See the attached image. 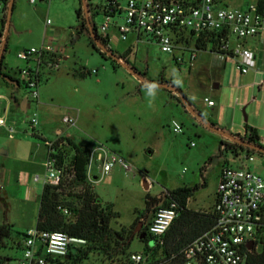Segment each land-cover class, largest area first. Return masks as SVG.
Wrapping results in <instances>:
<instances>
[{
  "label": "rangeland",
  "instance_id": "1",
  "mask_svg": "<svg viewBox=\"0 0 264 264\" xmlns=\"http://www.w3.org/2000/svg\"><path fill=\"white\" fill-rule=\"evenodd\" d=\"M14 0L4 53V63L18 80V73L26 63L17 55L25 49H39L44 41L53 40L60 50L58 66L45 63L38 84V98H30L29 90L20 87L13 91L0 85V94L17 99L28 97L31 108L27 112L13 107L8 109L5 127H0V225L8 224L15 234H25L35 228L42 192L43 166L47 147L60 136H67L86 151L103 145L122 158L128 170L116 165L109 174L100 177L96 163L93 174L99 177L92 188L101 206L111 204L118 213L111 226L118 230L129 228L145 209L146 195L159 196L162 192L181 187L199 186L187 207L193 211L208 212L213 203L219 172L224 166L238 167L245 153L235 156L220 150L225 138L204 127L191 114L186 113L169 93L160 89L154 103L149 106L143 86L121 63L112 57L103 58L88 44L85 31L79 32L80 22L75 10L79 0ZM93 6H103L107 0H90ZM238 0L237 4H241ZM50 24H47V21ZM104 17L90 14V23L99 28ZM121 23V19H117ZM2 30L0 23V31ZM6 28H4L5 32ZM235 38H232L234 41ZM255 50L256 69L264 71V32L261 37L237 41ZM131 49L127 59L138 71H147V77L156 80L159 74L173 79V70L182 80L177 86L203 115L215 122L214 111L221 108L219 124L231 134L243 136L244 125L254 128L258 135L264 129V92L257 86L247 85L264 80V74L250 70L242 75L238 87L229 84V75L235 70L233 63L211 52L210 46L196 53L194 64H177L171 55L162 53L155 44L135 42L132 38L111 47L116 58ZM88 72V73H86ZM81 73H86L82 75ZM263 73V72H262ZM218 80L220 87L215 89ZM249 94V95H248ZM244 105L232 106L234 101ZM205 98L213 101L210 108ZM0 107V116H3ZM64 116L75 121L74 126L63 123ZM37 124L32 127L31 120ZM172 122L182 126L181 133H173ZM218 125V124H217ZM13 127V137L9 128ZM35 133L42 138H34ZM43 140H46L45 143ZM264 148V142L262 144ZM253 173L264 179V157L254 155L245 162ZM39 176V181L33 178ZM144 178L148 181L144 182ZM29 189L32 199H28ZM144 243L134 238L131 252H142ZM0 255L15 258L10 248L0 249ZM90 257L84 264H98Z\"/></svg>",
  "mask_w": 264,
  "mask_h": 264
},
{
  "label": "built area",
  "instance_id": "2",
  "mask_svg": "<svg viewBox=\"0 0 264 264\" xmlns=\"http://www.w3.org/2000/svg\"><path fill=\"white\" fill-rule=\"evenodd\" d=\"M7 0H0V18ZM110 0L106 5L108 15L97 35L106 41L107 49L118 42L132 38L135 42L155 44L162 53L171 55L177 64L186 62L191 67L196 60L197 40H219L220 49L211 51L233 63L240 75L256 68L255 50L238 44L237 41L257 38L264 32V0ZM31 3L33 1L31 0ZM121 19L118 23L117 19ZM50 24V21H47ZM235 38L232 41V38ZM44 41L39 49L22 50L17 57L26 63L20 70L24 77L30 98H38L37 77L45 64L58 66L60 50L52 43ZM207 46L211 44L207 43ZM211 48V47H210ZM51 58V60H50ZM120 60V59H119ZM123 62L122 60H120ZM264 81H260L262 88ZM208 106L214 102L205 98ZM63 123L74 126L75 121L64 116ZM7 112L0 116V127H5ZM36 119L31 120L34 127ZM173 133H181L182 126L172 122ZM10 137L14 129L9 128ZM60 137V133H58ZM264 129L258 138L262 146ZM53 143H48V154L43 164L46 173L42 184L58 186L62 170L57 168L56 159L49 156ZM50 150V151H49ZM254 155L245 154V161L238 167L224 166L221 169L215 193V203L211 210L213 225L194 239L182 252L180 260H151L143 252H131L128 264H246L248 254L257 251L264 235V179L253 173L245 162H252ZM100 177L110 173L116 165L124 170L128 167L124 160L99 145L89 151L86 166V180L92 184L99 177L93 174V165ZM38 182L39 176L33 178ZM167 194V191H166ZM68 214V211H64ZM177 203L159 207L147 224L146 236L162 244L163 238L177 218ZM251 244V248H249ZM86 240L61 231H38L29 229L23 240L19 257L6 264H63L71 249H82Z\"/></svg>",
  "mask_w": 264,
  "mask_h": 264
},
{
  "label": "trees",
  "instance_id": "3",
  "mask_svg": "<svg viewBox=\"0 0 264 264\" xmlns=\"http://www.w3.org/2000/svg\"><path fill=\"white\" fill-rule=\"evenodd\" d=\"M109 1L110 0H107V3ZM8 3L9 0L5 3L0 18L2 27V30L0 31V48L6 25ZM106 4L103 6H93L90 3V0H86L89 20L90 14L93 17L99 14L107 16L108 7ZM75 16L80 22L79 32L85 31L88 35L89 46L103 58H106L105 53H102L100 49L96 47L90 37L81 0H79V7L75 10ZM92 30L101 44L107 47L106 41L97 35L96 27L94 25H92ZM207 43L211 44V51H218L221 47L219 40H216L214 36H212L208 40L199 38L197 40L196 48L199 50H205L208 47ZM6 49L7 44L5 43L3 56L0 62V85L14 90L19 89L20 87L26 89L25 80H18L15 77V73L14 75L11 74V71L5 65L4 53L6 52ZM108 50L112 52L111 49ZM130 51L131 50L128 49L124 52L123 56L118 59L122 60L124 64H127L130 68L136 71L143 79L147 78V71H138L134 66L130 65L127 59ZM18 73L20 74V70H18ZM86 73L81 74L84 75ZM6 77L15 81L16 86L6 81ZM40 80L41 75L37 77L38 84ZM146 80L173 85L171 80L165 79L162 74H159L156 80ZM140 85L144 86L141 83ZM175 87L207 123L213 127L219 128L217 124L213 123L210 119H207L203 113L194 106L183 91L177 86ZM167 92L179 105H181L183 110L188 113L182 105L179 97L170 91ZM12 99L16 101V97L12 96ZM244 128L245 131L243 137L239 135H231L250 145L262 147L258 143V132L246 124L244 125ZM32 136L34 138H42L35 133H32ZM43 141L47 143L46 140ZM48 143H53L51 147L53 153H49V156L56 159L57 168L62 170L63 179L58 186H43L39 199V210L35 228L38 231H61L68 235L86 240L85 247L75 250L74 253L70 252L68 255L69 257L65 258L63 264H84L90 257L97 258L98 260L94 261L98 264H128V256L131 253L130 244L133 240L131 229L136 226L137 223H141L143 226L141 232H145L147 224L151 220L155 210L159 207H168L171 202L177 203L178 216L166 232L162 244L150 240L147 236L144 240H140L144 243L142 252L148 255L151 260H170L172 257L173 260H180L183 250L187 248L194 239L213 225L214 215L211 211L201 212L188 209L187 203L189 199L192 198L194 193L199 189V186H192L167 191V194L165 191L159 196L154 197L146 195L144 212L139 213L136 216L131 226L129 228L121 227L118 230L113 229L111 222L119 216L118 213L112 210L111 204L101 206L93 191L92 184L88 183L86 180V166L89 152L76 145L68 137L60 136L54 142ZM222 149L224 151H230L235 156H237L239 152H243L247 155H259L264 157V155L231 142L228 139H224L220 142V150ZM65 210L68 211V214H64ZM25 236L26 233H18L12 238L11 226L8 224L0 225V249L10 248L17 256H19L23 249V240ZM149 241L153 242L152 246H149ZM16 258L17 257L9 258L0 255V264H6V262L15 260ZM246 264H264V235L259 249L248 254Z\"/></svg>",
  "mask_w": 264,
  "mask_h": 264
},
{
  "label": "water",
  "instance_id": "4",
  "mask_svg": "<svg viewBox=\"0 0 264 264\" xmlns=\"http://www.w3.org/2000/svg\"><path fill=\"white\" fill-rule=\"evenodd\" d=\"M81 2H82V7H83V10H84V17H85L86 22H87V27H88V30H89V34H90V37L93 40L94 44L96 45V47L98 49H100V51L102 53H105L107 56L112 57L113 59H115L119 63H121L123 65V67L132 76H134L141 84L144 85V82H150V81H146L145 79H143L136 71H134L132 68H130L127 64H124L123 62H121L118 58H116L113 55L112 52H110L105 46H103L101 44V42L98 40L96 34L92 30V25H91L90 20H89L88 9H87V6H86V0H81ZM13 3H14V0H9L8 7H7V13H6V25H5L6 30H5V32L3 34V40H2V44H1V48H0V62H1V58L3 56V50H4V46H5L6 39H7L8 29H9V26H10V19H11V15H12ZM5 80L16 86V82L11 80V79H9L8 77H6ZM158 84L160 85V89H164V90H167V91H170V92L176 94L179 97L182 105L185 107L186 111L189 114H191V116H193L204 127H206L207 129L215 132L216 134L228 139L231 142L237 143V144H239L241 146L247 147L249 149H252V150L264 155V148L263 147L250 145V144L244 142L243 140L236 138L235 136L231 135L230 133H228V132H226V131H224L222 129L213 127L209 123H207L194 110V108L192 107L190 102L182 95V93H180V91L175 86L170 85V84H165V83H158ZM141 228H142V224L139 223L137 228H136V232L139 233L138 240H144L146 238V233L145 232H141ZM152 245H153V242L149 241V246H152ZM248 247L251 248V244H249ZM71 252L74 253L75 249L74 248L71 249ZM68 257L69 256H67L66 258H68Z\"/></svg>",
  "mask_w": 264,
  "mask_h": 264
},
{
  "label": "crops",
  "instance_id": "5",
  "mask_svg": "<svg viewBox=\"0 0 264 264\" xmlns=\"http://www.w3.org/2000/svg\"><path fill=\"white\" fill-rule=\"evenodd\" d=\"M261 37V36H260ZM259 37V38H260ZM131 50V49H130ZM132 52V51H131ZM256 52V51H255ZM257 58V56H256ZM259 66L257 65V62H256V67ZM254 72L255 74L256 73H261V74H264V71H259L257 70L256 68L254 69ZM263 72V73H262ZM241 77L242 75H240L237 70H232V72H230V75H229V84L232 85L233 87L232 88H235V87H238V84L240 83L241 81ZM261 81H264L263 79ZM260 82V81H259ZM258 83H252L250 85H247V89H254L255 86L258 87ZM2 87H5V86H2ZM220 87V82L218 80L215 81L214 83V88L217 89ZM7 90H9L10 94L12 93L13 94V91L14 89H11V88H8V87H5ZM258 89L260 91H263L264 92V85L262 88H259ZM11 94V95H12ZM249 95V94H248ZM248 100V97H246V99L244 101H240V100H235L233 104H231L232 106H235L237 104H240L241 106L244 105ZM0 107H3V112H7L8 114V109L9 110H12L13 107H17L19 110L23 111V112H27L30 108H31V102H30V99L28 97H23V98H20V99H17L16 98V101H14L12 99V96L8 95V94H0ZM210 108H214L215 107V104L214 106H209ZM223 113V110L221 108H217L215 111H214V118H215V122L218 124V127L221 128V125L219 124V121H220V114ZM7 118H8V115H7ZM224 130V129H223ZM228 133L231 134V131L230 130H224ZM57 133H60L61 135V131L59 129H57ZM244 136V134H243ZM242 136V137H243ZM65 137H69V135L65 136ZM224 138V137H223ZM71 139V138H70ZM226 139V138H225ZM46 147L47 145L44 144ZM1 155H6L5 152L1 151L0 152ZM47 154H48V148H47V153H46V157H47ZM221 172V170H220ZM219 172V174H220ZM219 176V175H218ZM34 181V180H33ZM145 181H148V184L150 185V182L147 178H144L143 180V185H144V182ZM31 192L30 189H29V192H28V199H32L33 197L31 196ZM215 193H216V190L214 192V195H213V203L212 205L208 208L210 209L209 211L212 210L213 206H214V203H215Z\"/></svg>",
  "mask_w": 264,
  "mask_h": 264
},
{
  "label": "clouds",
  "instance_id": "6",
  "mask_svg": "<svg viewBox=\"0 0 264 264\" xmlns=\"http://www.w3.org/2000/svg\"><path fill=\"white\" fill-rule=\"evenodd\" d=\"M171 82L174 86H180L182 84V80L178 77L175 70H173V79ZM143 90L148 99L149 106H151L158 96L160 85L157 82H144Z\"/></svg>",
  "mask_w": 264,
  "mask_h": 264
},
{
  "label": "flooded vegetation",
  "instance_id": "7",
  "mask_svg": "<svg viewBox=\"0 0 264 264\" xmlns=\"http://www.w3.org/2000/svg\"><path fill=\"white\" fill-rule=\"evenodd\" d=\"M146 79H149V78L147 77V78H145V80H146ZM146 81H148V80H146ZM138 224H139V223H137L136 226H134V227L131 229V234H132V238H133V239H134V238H137V239H138L139 233L136 232V228H137ZM142 227H143V226H142ZM141 231H142V228H141Z\"/></svg>",
  "mask_w": 264,
  "mask_h": 264
}]
</instances>
